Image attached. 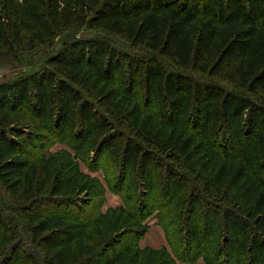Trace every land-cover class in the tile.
<instances>
[{
	"label": "trees",
	"instance_id": "1",
	"mask_svg": "<svg viewBox=\"0 0 264 264\" xmlns=\"http://www.w3.org/2000/svg\"><path fill=\"white\" fill-rule=\"evenodd\" d=\"M35 52L0 81V264H264V0H0V64Z\"/></svg>",
	"mask_w": 264,
	"mask_h": 264
},
{
	"label": "crops",
	"instance_id": "2",
	"mask_svg": "<svg viewBox=\"0 0 264 264\" xmlns=\"http://www.w3.org/2000/svg\"><path fill=\"white\" fill-rule=\"evenodd\" d=\"M118 204H121L119 196L111 193L110 191L105 192V203L102 207L105 210L108 207H113ZM155 219H151L149 222V229L139 241L140 247L151 246V247H160L161 245H166L165 236L163 230L160 226L155 223ZM178 264H187V263H178ZM196 264H203L202 260L199 259Z\"/></svg>",
	"mask_w": 264,
	"mask_h": 264
},
{
	"label": "rangeland",
	"instance_id": "3",
	"mask_svg": "<svg viewBox=\"0 0 264 264\" xmlns=\"http://www.w3.org/2000/svg\"><path fill=\"white\" fill-rule=\"evenodd\" d=\"M81 36H89L88 32H82L80 34ZM40 53L36 54H31L29 55V57H27V59L25 61L20 60V61H14V62H10L9 60H7L6 62L0 64V81L8 79L10 77H13L14 75L20 73V72H24L26 70L29 69V65L26 64V62H30V60H35L39 57ZM63 146L61 144H55L53 145L50 150L54 151L57 150L59 148H62ZM80 168L83 171L88 172V170L86 169V167L80 163ZM91 175L93 176H97L102 180V176H101V172L100 171H95V172H89Z\"/></svg>",
	"mask_w": 264,
	"mask_h": 264
}]
</instances>
